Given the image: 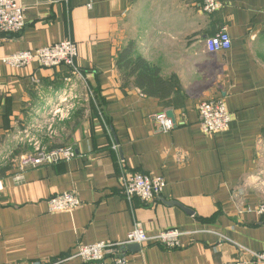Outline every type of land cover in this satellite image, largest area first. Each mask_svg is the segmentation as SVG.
<instances>
[{
  "label": "crops",
  "instance_id": "crops-1",
  "mask_svg": "<svg viewBox=\"0 0 264 264\" xmlns=\"http://www.w3.org/2000/svg\"><path fill=\"white\" fill-rule=\"evenodd\" d=\"M17 1L24 29L0 33V264H84L75 257L80 245L122 243L138 222L150 236L179 230L181 248L122 249L128 264H227L263 253L255 211L264 203V0H217L222 8L211 15L205 0ZM223 28L231 49L210 53L205 41ZM65 40L79 47L77 73L3 63ZM129 46L170 83L169 97L145 95L122 74ZM64 91L74 108L51 117L45 111ZM213 99L224 101L232 123L207 135L197 106ZM163 113L172 131L155 122ZM32 139L71 146L76 158L16 183L20 146L31 150ZM127 172L167 185L153 203L129 202ZM64 193L82 205L50 213L49 199Z\"/></svg>",
  "mask_w": 264,
  "mask_h": 264
},
{
  "label": "built area",
  "instance_id": "built-area-1",
  "mask_svg": "<svg viewBox=\"0 0 264 264\" xmlns=\"http://www.w3.org/2000/svg\"><path fill=\"white\" fill-rule=\"evenodd\" d=\"M222 8L217 0H205L202 6L204 13L211 15ZM25 27L24 7L17 0H0V33L14 35L20 33ZM206 49L210 53L228 51L232 47V41L226 28L217 35L205 41ZM79 58V47L73 41H61L36 51H24L4 58L3 63L12 69H23L34 64L40 68L55 69L62 66L72 69L77 73V60ZM73 98L67 92L56 94L55 102L49 105L45 112L53 117H61L69 113L74 105ZM200 117V125L207 135H216L229 130L232 117L226 105L221 99L206 100L197 106ZM155 122L160 128L169 132L176 125L175 121L165 113L158 114ZM31 151L18 158L13 174L16 183H22L24 175L29 170L41 167L54 166L66 163L76 158L75 149L71 146L49 148L41 141L32 139ZM167 183L163 177H155L142 173H129L124 175L121 182V190L124 198L132 202L135 199L143 203L155 202L163 193ZM4 190L0 179V193ZM50 213H70L78 209L82 202L74 193H64L51 197L48 201ZM247 212H254L247 208ZM258 216L264 219V203L256 208ZM181 232L177 229L162 231L156 235H148L142 223L135 224L126 241L122 243H96L94 245H80L75 257L84 264H128L126 254L122 249L137 244L140 247L149 244H158L167 250L181 248ZM247 259H241L227 264H264V252L257 253L246 251Z\"/></svg>",
  "mask_w": 264,
  "mask_h": 264
},
{
  "label": "trees",
  "instance_id": "trees-1",
  "mask_svg": "<svg viewBox=\"0 0 264 264\" xmlns=\"http://www.w3.org/2000/svg\"><path fill=\"white\" fill-rule=\"evenodd\" d=\"M133 46L121 56L118 64L122 74L135 78V84L145 95L165 99L171 94V85L161 77L160 71L141 57H134Z\"/></svg>",
  "mask_w": 264,
  "mask_h": 264
},
{
  "label": "rangeland",
  "instance_id": "rangeland-1",
  "mask_svg": "<svg viewBox=\"0 0 264 264\" xmlns=\"http://www.w3.org/2000/svg\"><path fill=\"white\" fill-rule=\"evenodd\" d=\"M51 117H52V116H51ZM50 122H51L50 124H52V125L54 124V122H53L52 120H50ZM52 131H53V130H50V131L48 132V136L53 138V137H54V132H52ZM53 139H54V138H53ZM34 140H35V141H36V140L40 141V139H34ZM26 143H27V142H26ZM26 143H24V144H22V145L20 146V150H21L22 152L19 153V157L22 156L23 154L28 153V152L31 151V150H29V151H25V152H23L24 150H27L26 147H27L28 143H27V144H26ZM20 150H19V151H20ZM16 157H17V156H16ZM16 157H13L12 159H10V160H9L10 163H12V161L15 160ZM19 157H17V158H19Z\"/></svg>",
  "mask_w": 264,
  "mask_h": 264
},
{
  "label": "water",
  "instance_id": "water-1",
  "mask_svg": "<svg viewBox=\"0 0 264 264\" xmlns=\"http://www.w3.org/2000/svg\"><path fill=\"white\" fill-rule=\"evenodd\" d=\"M169 116H170L171 118H173L171 114H170ZM174 204H176L177 206L181 207V205H179L178 203H174ZM133 247H134V248H133ZM127 248H128V249H129V248H130V249L133 248L134 251H135V250H136V251H139V250H140V246L137 245V244L130 245V246H128Z\"/></svg>",
  "mask_w": 264,
  "mask_h": 264
}]
</instances>
